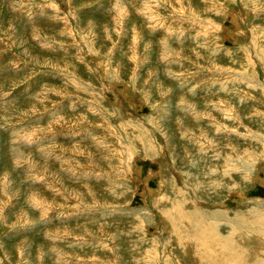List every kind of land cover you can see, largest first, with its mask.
I'll return each instance as SVG.
<instances>
[{
	"label": "rangeland",
	"instance_id": "374dc122",
	"mask_svg": "<svg viewBox=\"0 0 264 264\" xmlns=\"http://www.w3.org/2000/svg\"><path fill=\"white\" fill-rule=\"evenodd\" d=\"M0 264H264V0H0Z\"/></svg>",
	"mask_w": 264,
	"mask_h": 264
}]
</instances>
